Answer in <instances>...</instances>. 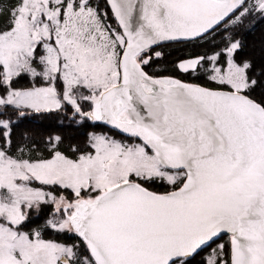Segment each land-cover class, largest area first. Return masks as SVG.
<instances>
[{
    "label": "snow or ice",
    "instance_id": "1",
    "mask_svg": "<svg viewBox=\"0 0 264 264\" xmlns=\"http://www.w3.org/2000/svg\"><path fill=\"white\" fill-rule=\"evenodd\" d=\"M259 24L264 0H0V264H264ZM161 42L209 45L175 67L210 86ZM33 113L63 116L14 140Z\"/></svg>",
    "mask_w": 264,
    "mask_h": 264
},
{
    "label": "trees",
    "instance_id": "2",
    "mask_svg": "<svg viewBox=\"0 0 264 264\" xmlns=\"http://www.w3.org/2000/svg\"><path fill=\"white\" fill-rule=\"evenodd\" d=\"M110 20L112 21L113 19L110 18ZM259 25H257V29H259L258 27ZM261 30V29H260ZM255 31V30H254ZM250 32L247 37H246V42L247 43H251L253 41L254 38L258 39L257 37H254L253 36V32ZM260 35V34H259ZM165 46V50L166 52H169L170 55H168L166 57V59L164 61H161L160 62V66L162 69H167V71L165 72H169L171 74H175L177 77H179L180 79L182 80H185L186 78L184 77V75L181 73H177L175 69V64L177 62V59H187L189 58V54H193L194 51H195V46L191 45V44H177V43H171V44H164ZM204 45H201L199 46L200 49L199 52L201 55H204L205 52L208 50L207 47H210V46H206V48L203 47ZM174 75V76H175ZM196 80V79H194ZM62 117L59 116V117H56L54 120L52 119H45V120H40L39 122H37L38 118H33V119H30V120H25L23 123H21L18 127H16L14 129V132H13V139H17L20 135V133L26 129H31L32 125H36L37 128H39L41 131H47V130H50V127L51 126H54L55 124L59 123L60 119ZM25 123V124H24ZM89 125H92L93 122L89 121L88 122ZM106 125H104L103 123H100V122H95V126L94 127H88L87 129H85L86 131H90V130H100L101 128L105 129ZM108 127V126H106ZM109 128V127H108ZM84 130V131H85ZM80 139H82V137H80ZM39 222V221H37Z\"/></svg>",
    "mask_w": 264,
    "mask_h": 264
},
{
    "label": "rangeland",
    "instance_id": "3",
    "mask_svg": "<svg viewBox=\"0 0 264 264\" xmlns=\"http://www.w3.org/2000/svg\"><path fill=\"white\" fill-rule=\"evenodd\" d=\"M92 2H93V4H96V3H99L100 4V6H101V8L103 9L104 8V4H105V0H92ZM108 12H109V17H111V11H110V8L108 9ZM108 23H112V24H115V21H114V19L111 21L110 19L108 20ZM259 29H257V28H255L253 31V36L254 37H259V34H260V32H261V30H264V24H259ZM261 29V30H260ZM207 46H209V45H207ZM196 47V46H195ZM204 48H206V46L204 45L203 46ZM207 48H209V47H207ZM200 49H202V48H200V47H196L195 48V51H194V53H193V55H201L199 52H197V51H199ZM208 54H211L210 53V51H208ZM182 59H184V58H182ZM174 70H176V72L177 73H179V74H183L184 75V77L186 78L184 81H186V82H192V83H202V84H206V86H210V85H208L207 83H206V81H207V77L204 75V73L202 72V70L201 71H198V72H192L191 70L190 71H188L187 73H185V72H183V71H181V70H179L178 68H176L175 67V69ZM162 74H171V73H169V72H163ZM171 75H173V74H171ZM175 75V74H174ZM176 76V75H175ZM177 77V76H176ZM177 78H179V77H177ZM194 79H196V80H194ZM21 83H27V80H21L20 81ZM63 116V114H61V117ZM33 118H38V120H37V122H39L41 119L39 118V115L38 114H35V113H33V115H32V117H30L28 120H30V119H33ZM25 124V123H24ZM31 125H32V127L31 128H37V126L36 125H33L32 123H31ZM105 129H103V128H101L100 130H96L97 132H107L109 135H115L116 136V138H118V139H120V138H124V139H129L128 137H124L122 134H120V133H118V132H116V131H114V130H112V129H110V128H108V127H104ZM86 131V130H85ZM89 131V130H88ZM90 131H93V130H90ZM82 139H83V137H82ZM129 142H131V140L129 139ZM33 186H39V184H38V182H35L34 184H33ZM161 190H163V189H161ZM35 219V218H34ZM37 222V221H36ZM45 238H50V237H45ZM220 242H224L225 244H226V248H228V247H230L229 245V243H228V240H226V238H221V239H219L218 241H216V243H220ZM215 245H213V247H214Z\"/></svg>",
    "mask_w": 264,
    "mask_h": 264
},
{
    "label": "flooded vegetation",
    "instance_id": "4",
    "mask_svg": "<svg viewBox=\"0 0 264 264\" xmlns=\"http://www.w3.org/2000/svg\"><path fill=\"white\" fill-rule=\"evenodd\" d=\"M221 238H226V240H228V236H227V235H225V236H221L220 239H221ZM217 241H218V240H217ZM229 246H230V245H229Z\"/></svg>",
    "mask_w": 264,
    "mask_h": 264
},
{
    "label": "water",
    "instance_id": "5",
    "mask_svg": "<svg viewBox=\"0 0 264 264\" xmlns=\"http://www.w3.org/2000/svg\"><path fill=\"white\" fill-rule=\"evenodd\" d=\"M161 43H169V42H161ZM111 127V126H110ZM116 131H118V130H116ZM121 134V133H120ZM122 135H124V134H122ZM222 236V235H221Z\"/></svg>",
    "mask_w": 264,
    "mask_h": 264
}]
</instances>
